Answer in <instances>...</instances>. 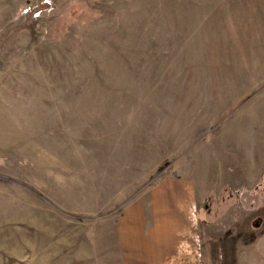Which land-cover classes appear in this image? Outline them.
<instances>
[{
	"label": "rangeland",
	"instance_id": "374dc122",
	"mask_svg": "<svg viewBox=\"0 0 264 264\" xmlns=\"http://www.w3.org/2000/svg\"><path fill=\"white\" fill-rule=\"evenodd\" d=\"M0 264H264V0H0Z\"/></svg>",
	"mask_w": 264,
	"mask_h": 264
}]
</instances>
